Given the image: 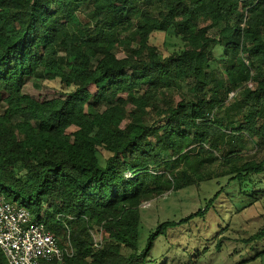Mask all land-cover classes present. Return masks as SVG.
Wrapping results in <instances>:
<instances>
[{"label": "trees", "instance_id": "obj_1", "mask_svg": "<svg viewBox=\"0 0 264 264\" xmlns=\"http://www.w3.org/2000/svg\"><path fill=\"white\" fill-rule=\"evenodd\" d=\"M171 30L183 48L164 56L150 40ZM215 179L140 248L143 203ZM233 184L264 191V0H0V196L73 247L48 264H166L156 242ZM261 241L264 225L243 240Z\"/></svg>", "mask_w": 264, "mask_h": 264}, {"label": "rangeland", "instance_id": "obj_2", "mask_svg": "<svg viewBox=\"0 0 264 264\" xmlns=\"http://www.w3.org/2000/svg\"><path fill=\"white\" fill-rule=\"evenodd\" d=\"M150 42L157 46L164 56L183 48V42L175 35L174 30L169 33H154ZM123 55L121 51L118 52V57ZM58 87L55 81L32 78L27 80L23 91H42L46 97H53L57 93L54 88ZM105 156L104 152L99 154L101 163ZM164 157L170 158L168 155ZM219 163H215V168H218ZM219 188L220 185L215 179L176 193L169 191L155 200L143 203L140 248L145 247L149 233L155 230L158 223L167 220L179 221L195 213L200 207L203 208L204 203L211 199ZM257 189L259 188L251 189L255 190L254 198L240 194L237 185L232 186L231 190L226 189L215 202V207L204 218H196L186 225L169 230L167 236L156 242L150 255L157 258L159 263L166 264H189L192 263L190 259L194 264H239L263 251L264 241L249 244L243 242L264 225V191ZM233 204L239 211L232 214L228 227L220 220L222 215L231 211ZM95 239H98L97 236ZM219 243L221 245L217 247ZM245 264H264V256Z\"/></svg>", "mask_w": 264, "mask_h": 264}, {"label": "built area", "instance_id": "obj_3", "mask_svg": "<svg viewBox=\"0 0 264 264\" xmlns=\"http://www.w3.org/2000/svg\"><path fill=\"white\" fill-rule=\"evenodd\" d=\"M0 249L8 264H48L61 262L74 253L61 247L55 235L32 213L0 196Z\"/></svg>", "mask_w": 264, "mask_h": 264}]
</instances>
